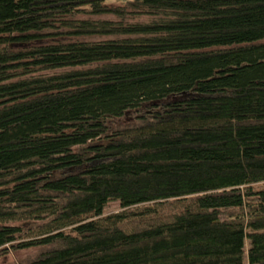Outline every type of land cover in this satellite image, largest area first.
Listing matches in <instances>:
<instances>
[{
    "label": "trees",
    "instance_id": "obj_1",
    "mask_svg": "<svg viewBox=\"0 0 264 264\" xmlns=\"http://www.w3.org/2000/svg\"><path fill=\"white\" fill-rule=\"evenodd\" d=\"M20 250L264 264V0H0V258Z\"/></svg>",
    "mask_w": 264,
    "mask_h": 264
},
{
    "label": "rangeland",
    "instance_id": "obj_2",
    "mask_svg": "<svg viewBox=\"0 0 264 264\" xmlns=\"http://www.w3.org/2000/svg\"><path fill=\"white\" fill-rule=\"evenodd\" d=\"M124 2V0H116ZM122 208L119 206L118 200H111L109 201L105 206V212L104 213H110V212H117L118 210H121ZM34 253L33 250H20L18 252H10L7 256L0 258L1 264H16L18 262H22L24 259H26L28 256H31Z\"/></svg>",
    "mask_w": 264,
    "mask_h": 264
}]
</instances>
